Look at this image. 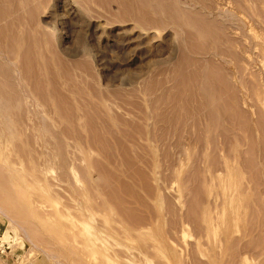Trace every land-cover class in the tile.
<instances>
[{"label": "rangeland", "instance_id": "obj_1", "mask_svg": "<svg viewBox=\"0 0 264 264\" xmlns=\"http://www.w3.org/2000/svg\"><path fill=\"white\" fill-rule=\"evenodd\" d=\"M0 264H264V0H0Z\"/></svg>", "mask_w": 264, "mask_h": 264}]
</instances>
